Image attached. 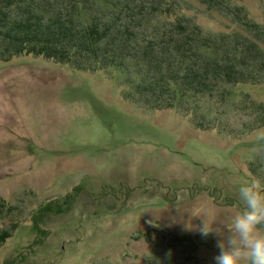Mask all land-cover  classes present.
<instances>
[{
  "label": "rangeland",
  "instance_id": "1",
  "mask_svg": "<svg viewBox=\"0 0 264 264\" xmlns=\"http://www.w3.org/2000/svg\"><path fill=\"white\" fill-rule=\"evenodd\" d=\"M185 1L208 32L243 33ZM229 2L264 26V0ZM111 74L0 61V264H214L240 185L264 177V113L245 100L264 106V81L189 119L127 104Z\"/></svg>",
  "mask_w": 264,
  "mask_h": 264
},
{
  "label": "trees",
  "instance_id": "2",
  "mask_svg": "<svg viewBox=\"0 0 264 264\" xmlns=\"http://www.w3.org/2000/svg\"><path fill=\"white\" fill-rule=\"evenodd\" d=\"M195 1L243 33L208 32L185 16L193 9L185 0H0V61L33 57L77 72L115 73L127 104L212 117V105H236L232 89L264 81V26L229 0ZM248 98L251 110L264 113ZM253 174L264 190V177ZM6 206L0 200V209Z\"/></svg>",
  "mask_w": 264,
  "mask_h": 264
},
{
  "label": "clouds",
  "instance_id": "3",
  "mask_svg": "<svg viewBox=\"0 0 264 264\" xmlns=\"http://www.w3.org/2000/svg\"><path fill=\"white\" fill-rule=\"evenodd\" d=\"M257 182L242 183L239 187L243 209L233 218L226 234L218 235L219 254L214 264H264V232L258 226L264 225V190ZM204 235L210 231L201 227Z\"/></svg>",
  "mask_w": 264,
  "mask_h": 264
}]
</instances>
